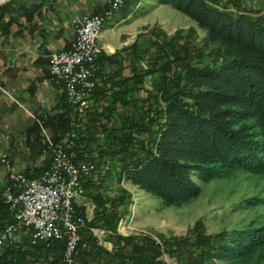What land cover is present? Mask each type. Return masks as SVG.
<instances>
[{
    "label": "trees",
    "instance_id": "trees-1",
    "mask_svg": "<svg viewBox=\"0 0 264 264\" xmlns=\"http://www.w3.org/2000/svg\"><path fill=\"white\" fill-rule=\"evenodd\" d=\"M226 1L238 3L156 0L192 19L203 30L202 37L197 40L190 32L178 31L170 35L139 32L118 50L110 54L101 51L93 70L94 79H99L94 80L90 92L95 104L80 121L75 110L67 109L70 104L63 101L64 106L43 122L48 124L49 129L45 128L53 142L77 122L74 159H85L88 140L94 139L95 132H104L105 146L99 156H115L117 177L157 197L163 205H179L198 195L200 186L193 174L207 181L233 167L264 172V13L252 12L239 3L230 8ZM114 11H109L110 15ZM123 59L130 60L126 74L120 70ZM139 59H144V66L138 65ZM109 64L115 66L110 68ZM147 74L151 79L145 87ZM98 101L106 103L97 112ZM139 101H146L140 111L129 109ZM116 102L128 107L121 112L119 126L98 121L101 115L108 119ZM152 131L154 137L150 139L147 136L136 141L133 137V132L150 135ZM40 171L22 170L26 177ZM95 185L85 177L83 194ZM90 196L95 207L79 229L74 264H165L153 239L114 231L120 215L115 198L108 197L110 205H106L97 191ZM0 217L4 218L0 228L11 220L2 191ZM89 226L114 231L110 249L96 243ZM199 233L190 241L197 253L189 250L185 255L192 258L190 264H204L210 257L247 263L264 252V224L222 230L216 237ZM11 245H4L0 264H18L24 258L23 251L11 249ZM28 245L26 254L35 259L41 256L47 259L46 264H63L62 240ZM164 249L170 254L174 251L170 243H164Z\"/></svg>",
    "mask_w": 264,
    "mask_h": 264
},
{
    "label": "rangeland",
    "instance_id": "rangeland-1",
    "mask_svg": "<svg viewBox=\"0 0 264 264\" xmlns=\"http://www.w3.org/2000/svg\"><path fill=\"white\" fill-rule=\"evenodd\" d=\"M124 1L125 0H122L114 10L118 9ZM237 1L240 5L245 6L252 12L264 13V0H260L259 2H252L250 0ZM226 3L230 8H235V5L238 4L236 1H226ZM157 7L151 9L146 14L148 19L146 25H141L138 28V31H135L133 34L128 33L127 35L131 36V40L121 46L132 42L139 32L142 34L150 33L154 35L158 31H163L167 35H170L173 32L178 31L183 34L190 32L197 40L202 37V29L191 22L184 13L173 8L169 4H166V6H160L159 8ZM102 11L100 13H102ZM109 15V11H106L101 16L103 18L100 20L98 34L104 20L107 19ZM192 26L194 27V30H189ZM152 27L153 30L150 32ZM96 41L99 43L98 35ZM117 63L113 64L116 65ZM119 63L121 65V72L125 74L129 73L130 60L123 59ZM137 63L141 67L144 66V59H139ZM115 65L109 64L107 66L112 68V66L114 67ZM93 70L94 62L92 65V75ZM143 79V85L148 87L151 75L147 74ZM60 83L62 86L63 102L66 101V97L63 90V84L62 82ZM3 88L4 87L0 84V89L2 91H4ZM90 92L86 106L81 112L76 113L77 120L80 119L81 121L83 119L81 117H85L87 110L91 109V105L93 103L95 104L93 95L91 96ZM139 93L144 94L143 90H140ZM90 99L91 101H89ZM149 100L150 101L148 102H153L151 99ZM104 103H106V101L96 102L97 112L102 109ZM141 104L142 101H139L138 104L134 105V107L131 106L129 109L134 112H138L142 109L143 104H146V101H144L142 105ZM62 105L64 106V104ZM115 105L116 106L111 111L108 119H105L101 115L98 121L107 120V123L111 126L118 127L121 120V112L124 108L128 107L120 105L118 102H116ZM70 106L71 108L66 106L70 112L71 110H75L74 106ZM36 124L39 127L37 121ZM76 126L77 122L75 126L69 129L56 142H58L61 146H64L65 140H68L69 138L71 139L72 144L70 148L67 149L71 159L75 162H87L91 165L88 171L82 176L81 182L85 179V177L89 176L93 182L97 184L93 187L86 188L84 194L82 193V195L76 197L77 199H75V201L77 208L83 209L85 205H82L81 203L85 200L87 204L92 206L91 211H93L95 201L91 198L90 194L95 191H97L101 197L105 198V202H107L106 205H110L108 197L115 198L116 200L114 199V202L117 203L116 207L120 212V215L115 223L114 231L121 235L141 234L153 239L155 243L157 242L155 245H159L161 248L159 257L165 261V264H190L192 262V258L185 255L187 251L194 249L190 241L198 235L199 232L216 237L222 230L241 228L248 225L264 224V172L256 173L245 170L241 167H233L219 171L207 181H202L193 174L192 177L200 186L198 195L179 205H163L157 197L145 192L141 188L130 183L128 180L117 177L116 171L118 168L115 156L108 154L99 156V151L105 146L104 132H95L93 134L94 139L92 141L90 139L88 140L85 150L89 149V152H87L88 156L85 157V159H74L73 148L75 145L74 139L76 137ZM69 133H73V135L67 137ZM133 137L136 138V141L141 137H147L146 139H150L154 137V131H152L150 135L144 132H133ZM46 156L50 162V154L47 153ZM46 167L41 168L38 175L42 173ZM36 176H33L32 178ZM7 183L8 181L6 184ZM84 211H81L80 213L86 222L89 218H87ZM90 227L91 226L88 228ZM105 230L106 232L102 237L101 243H96L102 247L110 249L113 245V243H111V238L112 232L114 231L111 228H106ZM164 243H170V247H173L174 251L172 254L164 249ZM193 253L197 252L193 250ZM99 260H102V257H99ZM46 261L47 259L44 257L42 258L39 256L35 259L32 255L26 254L18 264H46ZM204 264H264V252L259 258H253L247 263L210 257L204 260Z\"/></svg>",
    "mask_w": 264,
    "mask_h": 264
},
{
    "label": "crops",
    "instance_id": "crops-1",
    "mask_svg": "<svg viewBox=\"0 0 264 264\" xmlns=\"http://www.w3.org/2000/svg\"><path fill=\"white\" fill-rule=\"evenodd\" d=\"M107 5L108 0H6L0 4V84L5 91L0 89V155L5 154L16 170H38L49 164L36 118L48 121L63 102L61 83L48 77V53L69 44L74 34L71 17L100 13ZM160 6L166 4L125 0L100 28L98 41L103 52L110 54L131 40L127 34L146 25V14ZM45 127L49 129L48 124ZM7 181L0 162V192ZM81 204L90 218L92 206L85 200ZM11 244V249L26 255L27 234H17Z\"/></svg>",
    "mask_w": 264,
    "mask_h": 264
},
{
    "label": "built area",
    "instance_id": "built-area-1",
    "mask_svg": "<svg viewBox=\"0 0 264 264\" xmlns=\"http://www.w3.org/2000/svg\"><path fill=\"white\" fill-rule=\"evenodd\" d=\"M6 0H0V4ZM120 0H108L103 10H112ZM102 13L79 14L71 18L74 34L69 44L48 53L47 72L53 81L63 84L66 101L74 106L76 113L86 106L89 92L94 87L92 65L97 55L103 51L102 45L94 42L93 26ZM44 143L43 152L51 156L48 166L34 178L26 177L16 170L5 154L0 155L8 178L2 189L3 201L11 212V220L0 228V248L12 242L14 237L24 232L29 243L62 240L63 264H74L79 241L78 230L85 219L77 209L76 197L83 193L82 176L90 168L87 162H75L65 145L53 142L43 120L36 118ZM69 133L67 137L72 136ZM90 232L97 243H101L106 230L91 226Z\"/></svg>",
    "mask_w": 264,
    "mask_h": 264
},
{
    "label": "bare ground",
    "instance_id": "bare-ground-1",
    "mask_svg": "<svg viewBox=\"0 0 264 264\" xmlns=\"http://www.w3.org/2000/svg\"><path fill=\"white\" fill-rule=\"evenodd\" d=\"M122 0H120L118 2V4L112 9V10H105V11H113L118 5L119 3H121ZM105 11H103V13H105ZM103 15V14H102ZM101 15V16H102ZM100 20H101V17L99 19H97L95 21V25L93 26V35H94V42L97 44V45H100L97 41H96V38H97V35H98V28L100 26Z\"/></svg>",
    "mask_w": 264,
    "mask_h": 264
}]
</instances>
